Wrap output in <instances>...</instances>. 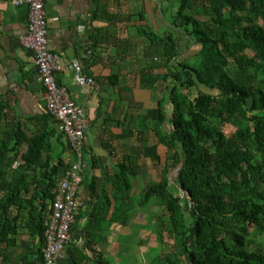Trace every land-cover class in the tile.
Instances as JSON below:
<instances>
[{
    "label": "trees",
    "instance_id": "obj_1",
    "mask_svg": "<svg viewBox=\"0 0 264 264\" xmlns=\"http://www.w3.org/2000/svg\"><path fill=\"white\" fill-rule=\"evenodd\" d=\"M174 23L200 51L193 63L179 60L177 38L166 35L162 78L174 80L170 116L160 100L141 129L152 121L158 144L140 138L124 154L111 195L104 177L82 184L90 201L113 207L111 219L128 224L130 177L148 159L159 175L142 188L139 204L159 198L160 239L164 232L173 237L172 249L150 264H264V0H179ZM6 108L0 98V264H42L51 205L72 162L56 153L51 131L11 124ZM45 118L55 120L48 111ZM103 160L93 156L90 164ZM78 226L71 227L64 264L90 259L89 239L73 241ZM25 229L32 245L21 243ZM92 250L95 264H111Z\"/></svg>",
    "mask_w": 264,
    "mask_h": 264
},
{
    "label": "crops",
    "instance_id": "obj_2",
    "mask_svg": "<svg viewBox=\"0 0 264 264\" xmlns=\"http://www.w3.org/2000/svg\"><path fill=\"white\" fill-rule=\"evenodd\" d=\"M178 6V0H46L48 45L62 63L57 80L68 88L85 114L87 166L83 178L88 182L93 175L104 177L109 195L113 192L112 176L124 154L130 153L140 138L158 144L152 121L147 120L148 128L141 132L148 110L166 99L170 116L168 99L174 80L162 78L166 73V35L170 32L177 38L179 60L189 59L200 51V45L175 26ZM27 25L26 5L0 0V98L7 103L11 124H20L29 133L51 131V139L57 143L56 153L73 163L75 155L62 125L45 118V88L36 81L34 54L23 44ZM73 59L80 60L84 71L94 77L95 85L81 86L74 82ZM130 128L134 135H124ZM93 156L104 158L98 167L90 164ZM175 173L173 169L172 176ZM158 175V167L147 159L140 172L130 177L132 208L128 224L111 219L113 207L105 210L96 198L90 201L86 182L80 186L81 216L74 222L79 225V232L73 231V241L81 242L82 234L84 242L86 239L91 242L86 249L90 259L83 264H95L92 249L101 252L111 264H129L123 260L130 250L139 257L138 264H150L158 255L162 241L154 242L152 228L149 229L154 221L158 223L157 214L142 211L139 204L142 188L158 180ZM93 211L99 215L97 219L92 216ZM140 220L146 228L139 230L138 242L132 244V227ZM25 230L21 243L32 245Z\"/></svg>",
    "mask_w": 264,
    "mask_h": 264
},
{
    "label": "built area",
    "instance_id": "obj_3",
    "mask_svg": "<svg viewBox=\"0 0 264 264\" xmlns=\"http://www.w3.org/2000/svg\"><path fill=\"white\" fill-rule=\"evenodd\" d=\"M28 8V30L23 44L34 54L37 68L36 81L45 88L46 109L62 125V130L74 152L75 160L58 184V192L51 205V215L45 232L46 245L42 264H64V250L71 241V227L82 203L78 191L87 166L84 141L87 131L83 109L74 101L68 88L56 77L62 69L59 55L48 45L46 0H15ZM74 82L78 85H95L93 76L86 73L79 59H73Z\"/></svg>",
    "mask_w": 264,
    "mask_h": 264
},
{
    "label": "rangeland",
    "instance_id": "obj_4",
    "mask_svg": "<svg viewBox=\"0 0 264 264\" xmlns=\"http://www.w3.org/2000/svg\"><path fill=\"white\" fill-rule=\"evenodd\" d=\"M178 4H179V0H178ZM197 59V55H194L193 57L187 59V62L193 63L195 62ZM196 93V92H194ZM224 130L229 134L232 131V128L230 125L226 124L223 125ZM150 181V180H149ZM142 211L144 212H152L153 216L154 214H157V216L161 215V207H160V201L159 198L154 197L150 202H148L146 205H143L141 207ZM159 222L156 224V222H153L152 227H150L149 229L152 228L153 231V239L154 242L158 243L159 241H162V244L159 242L160 244V251L158 252V254H160L161 252L166 251H170L172 249V243H173V237L172 235H167V233L164 232L163 234V239H160V235H161V220H158ZM145 222L137 221L135 226L132 227L134 235L132 237H130V242L133 243H137L138 242V237L140 234V231L144 228H146V226L144 225ZM140 230V231H139ZM139 233V234H138ZM159 240V241H158ZM165 249V250H164ZM153 254V253H152ZM120 260H122V257H120ZM138 260L139 257L134 255V252L130 250V252H128V256L127 258H125V260H123V262L128 261L129 264H138Z\"/></svg>",
    "mask_w": 264,
    "mask_h": 264
}]
</instances>
